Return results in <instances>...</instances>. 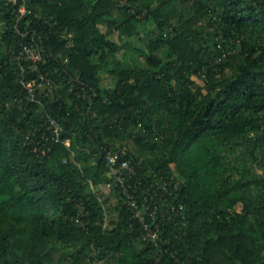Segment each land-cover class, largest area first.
<instances>
[{
  "label": "trees",
  "instance_id": "16d2710c",
  "mask_svg": "<svg viewBox=\"0 0 264 264\" xmlns=\"http://www.w3.org/2000/svg\"><path fill=\"white\" fill-rule=\"evenodd\" d=\"M25 4L0 0V264H264V0Z\"/></svg>",
  "mask_w": 264,
  "mask_h": 264
},
{
  "label": "built area",
  "instance_id": "2783aa9c",
  "mask_svg": "<svg viewBox=\"0 0 264 264\" xmlns=\"http://www.w3.org/2000/svg\"><path fill=\"white\" fill-rule=\"evenodd\" d=\"M8 1L14 2L15 4L20 3V6L18 8V15L20 18L23 17L24 14L27 12V6L25 4V0L22 1L8 0ZM25 34L27 35L28 31L25 32ZM20 57L24 58L27 61H30L29 64L30 68L38 72V75L36 77H33L32 79L26 82L23 81L33 96H35V90L37 89L38 86L45 87L49 84L51 86H56V84L52 83L51 78H49L47 74L39 71V63L41 61H44L45 59L43 57L42 48L38 43L25 45L24 48L20 51ZM51 123H52L51 125L54 126V131H53L54 134L59 138L63 130V127L54 118L51 119ZM66 142L67 144H69V140H66ZM105 159L110 167V171L113 173L116 179L122 183L123 192L125 195V202L129 204V207L132 209L135 215L140 219V221L144 225V228L146 229V232L143 233V237L145 239L147 238L157 239L159 236V232L147 222V218L144 213V211L146 210V206L143 207L140 204L137 196L129 190V188L125 183L127 174L135 172V168L133 164L129 159L119 158L118 155L111 148L106 149ZM107 188H108L107 189L108 192L112 190L111 182H108ZM152 215L156 217L157 209L153 210Z\"/></svg>",
  "mask_w": 264,
  "mask_h": 264
},
{
  "label": "rangeland",
  "instance_id": "374dc122",
  "mask_svg": "<svg viewBox=\"0 0 264 264\" xmlns=\"http://www.w3.org/2000/svg\"><path fill=\"white\" fill-rule=\"evenodd\" d=\"M124 63H125L126 66H131L132 63H133V61H132V60H126V59H124ZM103 74H104V77H105V79H104V83H105V85H113V84H114V80L111 78V75H110L108 72H103ZM199 81H200V80H199ZM200 82H201V81H200ZM104 193H105V192H104ZM105 194H109V192L106 191ZM116 198H117V197L112 196V200H113V201H116V200H117ZM115 214H116V213H115Z\"/></svg>",
  "mask_w": 264,
  "mask_h": 264
}]
</instances>
